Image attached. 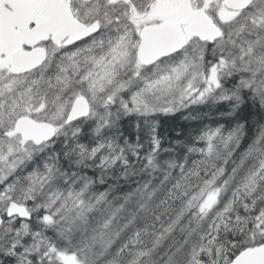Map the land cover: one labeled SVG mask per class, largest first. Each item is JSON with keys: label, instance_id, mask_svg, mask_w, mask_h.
Here are the masks:
<instances>
[{"label": "snow or ice", "instance_id": "1", "mask_svg": "<svg viewBox=\"0 0 264 264\" xmlns=\"http://www.w3.org/2000/svg\"><path fill=\"white\" fill-rule=\"evenodd\" d=\"M0 264H264V0H0Z\"/></svg>", "mask_w": 264, "mask_h": 264}]
</instances>
